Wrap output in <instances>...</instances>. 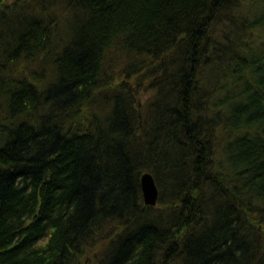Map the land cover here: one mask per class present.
Here are the masks:
<instances>
[{
    "label": "trees",
    "instance_id": "1",
    "mask_svg": "<svg viewBox=\"0 0 264 264\" xmlns=\"http://www.w3.org/2000/svg\"><path fill=\"white\" fill-rule=\"evenodd\" d=\"M0 264H264V0H0Z\"/></svg>",
    "mask_w": 264,
    "mask_h": 264
},
{
    "label": "water",
    "instance_id": "2",
    "mask_svg": "<svg viewBox=\"0 0 264 264\" xmlns=\"http://www.w3.org/2000/svg\"><path fill=\"white\" fill-rule=\"evenodd\" d=\"M140 177V188L144 204L147 207H154L158 201V188L155 185L154 178L150 173H144Z\"/></svg>",
    "mask_w": 264,
    "mask_h": 264
},
{
    "label": "bare ground",
    "instance_id": "3",
    "mask_svg": "<svg viewBox=\"0 0 264 264\" xmlns=\"http://www.w3.org/2000/svg\"><path fill=\"white\" fill-rule=\"evenodd\" d=\"M155 206H156V205H155ZM155 206H154V207H155Z\"/></svg>",
    "mask_w": 264,
    "mask_h": 264
}]
</instances>
